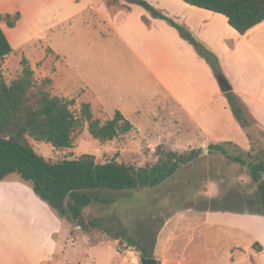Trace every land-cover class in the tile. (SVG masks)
<instances>
[{"label": "rangeland", "instance_id": "obj_1", "mask_svg": "<svg viewBox=\"0 0 264 264\" xmlns=\"http://www.w3.org/2000/svg\"><path fill=\"white\" fill-rule=\"evenodd\" d=\"M42 1L43 18L38 26L40 18L36 19V13L40 8V0H0L1 23L14 48V51L2 61L4 79L10 84L17 78L22 70L21 61L25 57L30 62L36 79L53 80L51 89L53 95L64 94L63 98L75 99L77 102L75 109L82 103L92 102L95 118L105 122V114L98 108L100 99L93 98L91 94L84 98L81 89H74L85 73L93 76L95 72L84 56L82 41L78 40L81 33L76 32L72 35L66 26L58 28L56 26L54 15L59 8H67L68 2ZM10 2L21 8L12 13V15L20 13V19L14 28H9L5 20ZM126 7L121 5L114 10ZM37 14L39 15V12ZM218 31L228 36L221 27H218ZM54 51L67 56V60L59 64V58ZM230 60L225 55L224 62L219 61L220 69L223 75L226 73L230 81L235 83L239 92L242 87L244 93L239 94L235 88L232 92L236 103L249 119L250 126H253L251 129L253 137L260 134L264 139V130L261 128L264 127V105L255 98H247L245 102L240 96L250 94L264 99V76L257 72V59L250 55L245 56L246 65L243 61L233 65ZM59 67L64 74L59 73ZM121 69L124 72L131 71L130 63L119 70ZM63 76L65 88L61 91V84L55 86L54 79L60 80ZM214 78L218 82L215 74ZM116 88L121 92L122 87ZM220 93L226 101L225 109L233 114L227 94H224L221 88ZM109 116L111 119L112 113ZM163 118L165 122L158 121V124L137 120L139 130H133L126 136L105 143L92 138L86 125L77 131L73 147L70 149L56 150L46 142L30 140L37 154L53 164L90 154L96 156L101 163L115 160L138 168L151 167L158 163L160 157L156 154V149L160 145L167 151H175L180 155L206 148V151L203 150L204 158L200 164L186 168L182 166L172 180L154 188L107 193L104 197L112 198V203H93L83 210L84 217L79 221L66 219L65 230L60 233L58 239L60 244L58 255L54 262L46 264H141L143 256L155 258L162 264H231L235 262L234 256L229 257L228 251L235 242L232 235H236V242H240L245 249L242 250L244 255L240 257L238 264H257L255 258L257 252L253 245L258 242L264 246V215L213 212L198 208L201 206L200 199L203 197L212 199L219 194L217 183L208 181L202 185L199 170L202 172L201 168H205L202 174L208 175L212 167L217 169L220 165L223 166L225 160L208 155L207 149L210 144L203 141L198 143L199 134L189 128L188 123L186 129L181 132L182 135L171 140L167 134H170L172 125L166 114ZM234 120L243 127L235 116ZM157 136H165L169 145L162 144ZM229 143L231 144L227 147L233 152L236 144ZM237 146L244 153L251 151V146ZM253 157L251 161H264V150L255 152ZM230 169L234 170L228 173L230 180L225 183L227 188L252 196L255 188L247 171L235 167ZM213 184L216 185V189L211 192L210 187ZM242 206L252 212L261 211L257 206L244 202ZM130 242L134 243V246H129ZM234 252L236 249L232 250V253ZM260 262L264 264V256L260 257Z\"/></svg>", "mask_w": 264, "mask_h": 264}, {"label": "crops", "instance_id": "obj_2", "mask_svg": "<svg viewBox=\"0 0 264 264\" xmlns=\"http://www.w3.org/2000/svg\"><path fill=\"white\" fill-rule=\"evenodd\" d=\"M64 1L68 2V7L59 8L54 15L56 26H66L72 35L81 33L78 40L82 41L84 56L95 72L93 76L85 73L74 89H81L84 98L90 94L99 98L98 108L104 112L106 120L110 119V113L113 117L116 111H120L137 131V120L163 123L166 114L172 125L170 134H167L171 140L176 136L179 138L188 123L189 128L198 132V143L232 142L236 146H251V151L264 150L261 135L254 138L251 134L250 138L234 120L231 111L225 109L226 101L208 63L165 20L154 18L142 6L126 0L121 4L128 8L121 10L109 8L105 0ZM145 1L166 17L186 26L198 41L217 55L220 62H224L226 55L232 60L231 64L243 61L246 65L245 56L250 55L257 59V72L264 76V22L240 35L221 14L181 0ZM42 4L40 0L39 15L36 13V19L40 18L38 26L43 18ZM16 10L21 8L10 2L6 13L12 14ZM143 17L150 21V25L143 22ZM218 27L228 36L220 33ZM54 53L59 64L67 60L64 54ZM128 63L131 71L119 70ZM58 71L63 73L60 67ZM224 76L229 79L226 73ZM231 83L233 91L235 88L239 92L235 83ZM54 84H61L63 91L64 76L60 80L54 79ZM116 86L122 87L121 92ZM241 93H244L242 87ZM240 96L245 102L247 98H255L264 105V99L258 96ZM90 104L94 113V104ZM261 128L264 130L263 126ZM157 137L162 144L169 145L165 136ZM12 176L0 182V264L54 262L60 249V233L65 230V220H61L28 184ZM214 188L216 185H211V192ZM232 236L235 242L228 248L229 257L234 256L235 259L231 264H238L245 249L236 242V235ZM260 246L263 251L255 255L257 264L264 256V246ZM234 249L236 252L232 253Z\"/></svg>", "mask_w": 264, "mask_h": 264}, {"label": "trees", "instance_id": "obj_3", "mask_svg": "<svg viewBox=\"0 0 264 264\" xmlns=\"http://www.w3.org/2000/svg\"><path fill=\"white\" fill-rule=\"evenodd\" d=\"M105 1L109 8L122 5L121 0ZM126 1L142 6L156 19L165 20L194 47L216 76L223 75L216 54L198 41L186 26L166 17L162 11L145 0ZM181 1L225 16L229 25L240 35H245L264 22V0ZM19 19V12L5 16L9 28H14ZM1 21L0 15V182L17 175L61 220L79 221L84 217L83 210L93 203H112V198L104 197L107 193L157 187L172 180L182 166L186 168L200 164L203 160V149L180 155L175 151H167L160 145L156 149L159 161L151 167L138 168L115 160L101 163L96 156L90 154L55 164L47 162L37 154L30 140L46 142L56 150H63L73 147L77 131L86 125L92 138L102 143L128 135L134 130V126L120 111H116L111 119L102 122L95 118L90 103H82L75 109V99L52 94V79H36L30 62L25 57L21 61L20 74L10 84L7 83L2 75V61L14 49ZM143 22L150 25L146 17H143ZM227 98L235 118L242 123L248 136L252 138V126L242 108L236 103L233 93H228ZM228 144L231 143L208 146V155L221 158L225 162L217 169L212 167L208 175L202 174L205 168H201L202 172L199 170L202 185L208 181L217 183L219 194L212 199L203 197L198 208L213 212L264 215V161H251L256 152L254 150L244 153L236 146L231 152ZM231 167L247 171L255 188L252 196L227 188L225 183L230 180L228 173L234 170L230 169ZM243 202L257 206L261 211H249L242 206ZM129 246H134V243L130 242ZM253 246L256 252L263 251L258 243Z\"/></svg>", "mask_w": 264, "mask_h": 264}, {"label": "water", "instance_id": "obj_4", "mask_svg": "<svg viewBox=\"0 0 264 264\" xmlns=\"http://www.w3.org/2000/svg\"><path fill=\"white\" fill-rule=\"evenodd\" d=\"M217 80L224 94L233 92L232 86L230 85L229 81L226 79L224 75L217 76ZM203 150L206 151V148H203ZM141 264H162V263L161 261H158L155 258H143L141 260Z\"/></svg>", "mask_w": 264, "mask_h": 264}]
</instances>
